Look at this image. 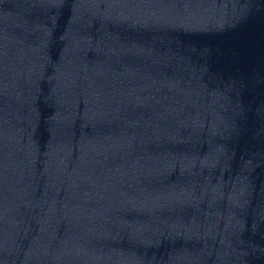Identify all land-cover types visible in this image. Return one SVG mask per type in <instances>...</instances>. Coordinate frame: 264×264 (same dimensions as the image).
<instances>
[{"label":"water","instance_id":"obj_1","mask_svg":"<svg viewBox=\"0 0 264 264\" xmlns=\"http://www.w3.org/2000/svg\"><path fill=\"white\" fill-rule=\"evenodd\" d=\"M0 264H264V0H0Z\"/></svg>","mask_w":264,"mask_h":264}]
</instances>
